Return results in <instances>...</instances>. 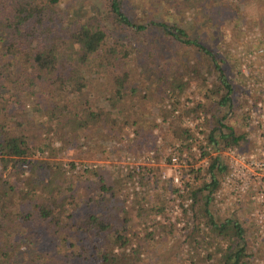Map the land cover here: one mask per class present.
Segmentation results:
<instances>
[{
	"label": "trees",
	"instance_id": "1",
	"mask_svg": "<svg viewBox=\"0 0 264 264\" xmlns=\"http://www.w3.org/2000/svg\"><path fill=\"white\" fill-rule=\"evenodd\" d=\"M69 1L0 0V264H139L142 245L134 247L127 231L133 228L135 218L154 221L163 213L162 198L143 196L120 215L119 207L125 202L119 192L125 178L134 179L136 174L129 172L107 181L98 169L83 167L79 177H68L56 160L54 137L45 133L52 130L69 146L83 147L81 139L85 138L92 149L90 141L96 132L104 139H115L119 118L123 116L127 122L134 117V141L148 148L147 111L139 102H126V88L138 74L135 67L143 63L145 54L153 60L151 71L157 78L153 83L160 95L180 94L187 85L185 75L194 73L206 80L212 78L206 98L216 97L218 106L230 108L237 86L225 60L194 37L174 14L169 21L137 22L128 12L129 0H106L117 28L129 33L116 36L97 16L68 6ZM156 1L176 5V0ZM244 1L247 12L258 14L260 0ZM150 29L161 34L147 48L148 42L136 36H144ZM131 32L135 37L131 38ZM94 89L99 94L106 92L102 99L95 97ZM131 91L138 93L135 87ZM141 101L145 109L158 103L155 93L148 92L142 94ZM114 110L117 116L110 124ZM172 110L160 107L158 113L164 123L172 125L173 140L180 141L182 153L191 149L192 131L175 122ZM44 116L46 120H42ZM208 139V144L200 147V159L211 155L208 146L216 151L240 146L244 135L216 118ZM152 142L157 143L156 139ZM47 150L49 156L41 157ZM211 159L207 167L210 179L202 175V166L191 167L184 175L189 174L193 182L184 176L182 187L161 177L153 166L136 173L145 185L155 190L161 187V195H170V201L192 199L189 209H184L195 221L192 232H198L203 221L212 233L229 242L217 264H246L247 229L237 220L215 217L211 211L212 193L227 169L221 155ZM90 179H95V185L84 186ZM76 185L87 192L81 194ZM22 246L37 250V254L24 253L23 257L19 253Z\"/></svg>",
	"mask_w": 264,
	"mask_h": 264
},
{
	"label": "rangeland",
	"instance_id": "2",
	"mask_svg": "<svg viewBox=\"0 0 264 264\" xmlns=\"http://www.w3.org/2000/svg\"><path fill=\"white\" fill-rule=\"evenodd\" d=\"M106 3V0H70L68 6L71 5L72 8L75 6L74 9L76 10L79 9L81 12H87L88 15L97 16L110 33L116 36H124L128 32L125 33L117 28L114 20L110 17ZM128 3V12L135 21L142 23L150 22L151 19L169 21V18H173L172 15L174 14L177 21L179 20L180 23L190 28V32L194 37L214 49L225 60V67L230 79L237 86L233 94V106L230 108L220 107L216 104L218 100L216 97L206 98V88L213 86L212 78L206 80L194 73L185 75L187 85L180 94H169L167 92L161 95L158 94V90L155 88L156 84L153 83L157 78L153 75L154 72L151 71L153 60L145 54L143 63H140L139 67H135L138 74L126 88V102L128 105L139 102L140 107L147 111V123L149 125L145 130H147L146 136L151 140L148 148H142L134 141L136 137V126L132 125L134 117L128 118V121L125 122V119L122 120L123 116H121V118L118 117L117 130L119 134L117 138L113 139L110 136H105L104 139L100 131L96 132L93 141H90L92 142V149L88 147V141L85 138L81 139L83 147H79V144L69 146L49 129L45 135L54 137L53 146L58 149L56 160L61 162L68 177H79L81 171L84 170V165H87L89 169H98L107 181H112L118 176H125V173L121 172V165L128 155L138 158L153 152L154 162L152 165L148 166L145 163L146 161H142L144 163H142L140 170L144 166L156 167L161 177L169 180L176 169L182 172L183 178L184 176L186 178L184 173L189 168L202 166V175L210 179L207 167L211 163V157L215 155L210 153L211 155L200 159V147L205 146L206 142L208 143L209 134L215 126L216 118H221L224 124L233 129L236 134L244 135L241 145L236 147L249 150L255 146L252 138L256 137L258 132L249 129L245 110L247 107L264 101V0H260L257 4L258 14L247 12L243 8L244 0H176L179 10L175 8L176 5L171 6L166 2L156 0H129ZM160 34L161 31L150 29L146 35L137 34L136 37L145 39L148 42L147 48H150V42L155 41L156 36H160ZM130 35L131 38L135 37L132 32ZM138 44L144 45L143 42ZM103 85L105 86L104 83L101 84V86ZM133 87L138 89L137 94L130 92V88ZM101 88L103 89V87ZM145 92L150 95L155 93L158 101L155 106L150 108L147 106L145 109L146 104L141 101L142 94ZM105 93L99 94L94 89L96 98L103 96ZM168 100L172 104V109L178 110V114L175 112L171 114L173 119L176 120L175 122L180 123L182 127H184L183 123L186 117L197 118L201 114L205 117L204 126L200 132L202 140L200 137L195 140L194 137L197 135L192 131L189 139L192 142L190 144L191 149L185 148L182 153H177L181 160H184L183 153H187L185 157L187 164L182 168H178L171 162V159L169 160L173 155L171 149L180 141L173 140L172 125L164 123L162 116L158 113L160 107L173 112L168 107ZM199 102L208 105L206 108L199 107ZM28 107H32L31 103H28ZM112 112L110 124L117 116L115 110ZM46 119V116L42 118V120ZM98 138H100V141L99 144H96ZM155 139L157 143L153 145L152 141ZM195 144L197 151L193 150ZM49 153V150H47L41 157H48ZM221 156L223 158L224 155ZM72 164H75V166L72 167ZM76 164L79 167H76ZM1 171L2 165L0 164ZM3 173L4 175L7 174V172ZM134 173L136 174L134 179L125 178L124 185L119 192V198L125 202L119 207L120 215L124 211L133 208L136 200L143 196L148 199L161 197L162 207H164L163 213L158 214L154 221H142L135 218L133 228L131 231H127L129 236L133 238L134 247L142 245L140 255L142 261L139 264H217V259L222 256L224 252L222 250L227 249L229 242L212 233L210 227H207L203 221L199 222L200 230L192 232L195 221L191 216V212L184 210L189 209L190 205L188 207L184 205L189 198L180 197L170 201V195H161V187H157L155 190L145 185L141 182L140 174ZM190 180L193 182L191 176ZM137 181L140 182L137 184ZM93 185H95V179H90L84 183V186ZM79 186L76 185V188L80 189L81 194L87 192L84 188L81 189V185ZM138 186L140 189H137ZM176 205L180 207L181 212L175 208ZM250 207L251 205L247 203L234 212L222 214L216 208L213 199L210 203L211 211L215 217L221 215L231 217L247 229L246 264H264V237L260 235L259 230L250 218ZM150 232L153 233L152 236L148 235ZM219 247L221 248L220 252L218 251ZM32 251L27 246H22L19 253L23 254V257L24 253L37 254V250ZM45 253L50 254V251L46 250ZM76 264L81 263L77 261Z\"/></svg>",
	"mask_w": 264,
	"mask_h": 264
},
{
	"label": "built area",
	"instance_id": "3",
	"mask_svg": "<svg viewBox=\"0 0 264 264\" xmlns=\"http://www.w3.org/2000/svg\"><path fill=\"white\" fill-rule=\"evenodd\" d=\"M169 94H171L169 92ZM171 96V95H170ZM168 107L172 109V104L168 100ZM174 109V108H173ZM178 114V110H174ZM246 119L249 124V129L258 132L257 136L252 138L255 146L249 150H242L236 146H230L222 151H216L211 146L207 149L214 155H224L223 158L227 165L226 172L223 174L220 184L212 193V199L216 208L222 213L234 212L237 208L244 207L247 203L250 207V218L253 220L260 235L264 237V101H260L253 106L247 107L245 110ZM205 117L201 114L195 117H186L184 119V127L194 131L200 137V132L204 126ZM202 140V137H200ZM208 143H205V146ZM180 144H176L171 149L173 155L171 162L178 168L186 166V154L183 153L184 160L180 159L179 153ZM193 150H198L196 144ZM175 152V153H174ZM151 155V156H150ZM137 160V161H136ZM142 161H146L148 165L154 162L153 152L148 155H142L138 158L128 155L121 165V172L128 174L129 172H138L142 165ZM76 167L77 166L76 164ZM88 168L87 165H84ZM176 186H183V175L179 170L170 177ZM190 179V175H186ZM193 179V178H192ZM140 181H137L138 184ZM137 189H140L138 186ZM192 203V199H187L184 203L188 207ZM175 208L181 209L178 205Z\"/></svg>",
	"mask_w": 264,
	"mask_h": 264
}]
</instances>
